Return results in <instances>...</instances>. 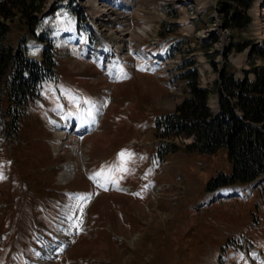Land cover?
<instances>
[{
  "label": "rangeland",
  "instance_id": "obj_1",
  "mask_svg": "<svg viewBox=\"0 0 264 264\" xmlns=\"http://www.w3.org/2000/svg\"><path fill=\"white\" fill-rule=\"evenodd\" d=\"M55 2L47 0L46 11ZM217 2L131 0L127 7L111 8L107 0H69L71 10L60 8L54 19L43 17L55 31L66 27L51 35L59 76L56 83L43 87V106L39 101L29 105L19 135L13 134L12 140L0 137L4 177L0 179V264H38L40 260V264H264V178L242 187V198L232 193L201 206L215 195L205 192L208 178L230 170L225 152H189L183 145L190 139L174 137L166 141L177 148L165 152L160 148L159 163L152 156L166 142L153 132L155 116L173 111L186 95L185 83L179 79L183 61L192 59L201 86L212 87L218 70L226 66L225 59L236 78L250 68L246 50L227 51L231 42L248 40L264 49V2L254 1L247 11L252 20L242 29L225 26L226 14ZM66 4L63 0L62 5ZM94 4L101 8L99 16ZM256 8L261 11L260 20ZM74 12H79L78 21ZM12 25L14 39L23 28ZM148 27L152 32L147 36L139 31ZM170 28L176 30L167 33ZM113 31L121 38H113ZM68 34L81 41L68 45V38L75 40L73 36L65 39ZM170 39L182 40V52L161 60L158 53ZM202 42L210 44L207 52L215 55V66ZM105 47L112 57L116 54L128 78L103 74L104 56L99 66L95 64L92 56L99 58L96 52L102 54ZM40 53L35 46L28 52L36 58ZM253 62L263 64L264 58L256 56ZM141 67L152 70L140 71ZM57 83L56 91L49 93ZM65 90L82 99L108 102L92 133L82 137L73 130L61 135L63 126L57 130L58 123L68 121L71 127L73 123L74 115L66 118L64 108L72 107ZM208 105L216 111V94L210 95ZM15 141L21 146L12 149ZM125 150L135 154L128 165L130 174L116 173L123 178L116 185L107 184L111 187L107 191L89 181L87 177L102 168L114 167ZM68 172H72L70 178ZM81 194L90 195L80 202L82 212L74 199ZM74 221L79 233L70 227ZM45 247L43 254L48 256L42 254L40 259ZM22 252L33 262L25 260Z\"/></svg>",
  "mask_w": 264,
  "mask_h": 264
},
{
  "label": "trees",
  "instance_id": "obj_2",
  "mask_svg": "<svg viewBox=\"0 0 264 264\" xmlns=\"http://www.w3.org/2000/svg\"><path fill=\"white\" fill-rule=\"evenodd\" d=\"M62 1L45 13L47 0H0L1 137L12 140V134L19 135L29 105L41 96L43 84L57 76L56 51L48 38L52 27L45 24L41 16L54 15L63 6ZM253 1L218 0L219 8L226 14L225 26L230 29L245 28L251 21L247 10ZM13 23L23 28L15 32L14 39ZM170 29L167 33L176 30ZM28 40L43 46L40 61L28 56ZM181 43V39L170 41L167 54L174 56L181 53ZM200 46L208 55L210 44L202 42ZM250 46L248 56L252 61L250 68L244 70L243 77L236 78L234 71L227 67L229 61L225 59L226 66L218 70L212 87L201 86L192 59L183 61L179 79L185 82L186 95L173 111L155 119L154 134L162 140L174 137L190 139L183 145L184 148L199 154L225 152L230 170L220 171L208 178L205 184L207 192L223 186L246 184L264 174V63L256 65L253 62L256 56L264 58V49L246 40L231 42L227 51L242 52ZM208 56L215 66V55L211 53ZM249 74L253 77L250 78ZM212 93L217 96L216 111L208 105ZM161 144L163 146L157 151L159 157L162 156L160 148L163 147L165 152L171 147H178L171 141ZM20 146L15 144L12 149Z\"/></svg>",
  "mask_w": 264,
  "mask_h": 264
},
{
  "label": "snow or ice",
  "instance_id": "obj_3",
  "mask_svg": "<svg viewBox=\"0 0 264 264\" xmlns=\"http://www.w3.org/2000/svg\"><path fill=\"white\" fill-rule=\"evenodd\" d=\"M139 70L141 71H150L151 68L147 67H141ZM128 78V74L123 71L122 68H116L114 66L113 70V79H126ZM67 95L70 97L69 104L71 107H74L77 111L75 115L77 116L79 122L81 125H95L97 122V116L102 113V110L104 107L107 106V101L103 102H97L91 98L82 99L81 97L77 96L75 93H73L71 90H65ZM64 95L65 93H61ZM84 105L83 108L80 106ZM59 109L63 110V105L59 106ZM74 113L69 110L67 113L66 118H72ZM135 158V154L130 151H121L118 154V163L108 169H101L100 171L96 172L93 177H90V179L96 180L98 182V186L101 188H104V190H108L107 184L111 183L113 185H116L119 183V179H122L123 177H116V173H123V174H130L131 169L128 167V165L132 162V160ZM3 172L2 169H0V179H3ZM102 181V182H99ZM74 199L77 201L76 208L79 209L81 212L83 211V205L80 202L86 201L90 199L89 194H81L79 196L74 197ZM67 219H71V217H67ZM79 223H82L80 221ZM70 227H75L77 229V233H79V224L77 222H73Z\"/></svg>",
  "mask_w": 264,
  "mask_h": 264
},
{
  "label": "bare ground",
  "instance_id": "obj_4",
  "mask_svg": "<svg viewBox=\"0 0 264 264\" xmlns=\"http://www.w3.org/2000/svg\"><path fill=\"white\" fill-rule=\"evenodd\" d=\"M109 1H111V0H109ZM128 1V3L127 4H124V6L125 7H127V5L129 4V2H131V0H127ZM178 1V0H177ZM179 1H186V0H179ZM188 1V0H187ZM115 5V4H114ZM94 6V8H95V14H96V16H99L100 15V12H101V8L100 9H98V6L97 5H93ZM106 7H107V5H105ZM123 6V7H124ZM104 7V6H103ZM261 11H260V9L259 8H256V10H254V13H255V15H256V18H257V20L259 19L260 20V17H261V13H260ZM126 20V19H125ZM107 25L109 26V23H107ZM139 31H141V32H143L144 33V35H146L147 36V34L148 33H150V32H152V29L150 28V27H148V29L146 28L145 30L144 29H140ZM119 32H120V30H119ZM119 32H117V31H113L112 33H111V35H113V38H117V39H120L121 38V35H119ZM73 37H75L74 35H72ZM68 37H70V36H68ZM67 37V38H68ZM122 40V39H121ZM73 41V38H68V43L69 42H72ZM121 42V41H120ZM124 43V42H123ZM123 45H125V44H123ZM122 46V45H121ZM102 48H103V46H102ZM117 48V47H116ZM123 48H124V46H123ZM98 51V50H97ZM106 51V50H105ZM117 51H118V53H121V47H119L118 49H117ZM96 54H98V55H101V53L100 52H96ZM110 60H112V62H113V60H114V62H115V60H116V58L115 59H110ZM114 62L113 63H111V64H113L114 65ZM111 64H109V66H108V68L109 69H111V67H110V65ZM105 65V64H104ZM114 69V68H113ZM112 69V70H113ZM75 122H76V130H86V131H90L91 130V128H93V125H91V126H89V125H81L80 124V122H79V120H78V118H77V116L75 115ZM61 126H63V127H59V128H63L62 130H64L65 131V133L64 134H62V133H60L61 135H66L67 134V131H68V126H67V124H64V125H61ZM66 127V128H65ZM58 130V129H57ZM59 132V131H58ZM63 137V136H62ZM61 138V137H60ZM69 170V169H68ZM71 173L72 172H68L67 173V176L69 175V178L71 177ZM228 189V190H227ZM230 190H234V191H237L238 189L236 188V187H231V188H226V189H224V191L222 190V192H229ZM51 246H53V245H50V246H48V247H51ZM56 246V245H55ZM47 247V248H48ZM46 249V248H45ZM44 249V250H45ZM44 250H43V252H44ZM43 252H42V254H43ZM43 256L45 257V256H48V254H47V252H45L44 254H43ZM41 259H42V257H41Z\"/></svg>",
  "mask_w": 264,
  "mask_h": 264
}]
</instances>
